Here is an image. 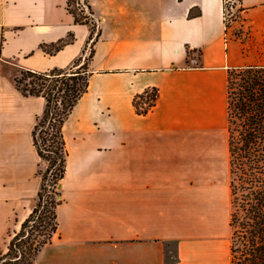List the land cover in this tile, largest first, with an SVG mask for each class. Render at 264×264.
Listing matches in <instances>:
<instances>
[{
  "label": "crops",
  "instance_id": "1",
  "mask_svg": "<svg viewBox=\"0 0 264 264\" xmlns=\"http://www.w3.org/2000/svg\"><path fill=\"white\" fill-rule=\"evenodd\" d=\"M66 2L0 0L1 249L41 184L32 130L45 101L14 79L88 52L90 27ZM87 2L91 76L62 126L58 230L35 264H230L226 78L264 64V0H240L238 39L223 0ZM152 87L155 105L137 115L134 97Z\"/></svg>",
  "mask_w": 264,
  "mask_h": 264
},
{
  "label": "trees",
  "instance_id": "2",
  "mask_svg": "<svg viewBox=\"0 0 264 264\" xmlns=\"http://www.w3.org/2000/svg\"><path fill=\"white\" fill-rule=\"evenodd\" d=\"M237 4L240 20L243 8L240 0ZM66 10L75 24L90 27L87 55L79 56L63 69L42 73L21 71L25 78L14 79L16 89L23 96L42 97L45 101L32 130V141L40 161L46 165L43 173L38 170L41 184L36 203L10 236L5 251L0 253V264H35L39 251L52 241L58 230L56 209L61 200L57 185L64 177L67 157L62 126L88 91L92 46L99 34L98 20L87 0H67ZM193 15L199 12L189 14ZM224 23L227 28L226 18ZM226 83L229 261L230 264H264V64L232 68L228 70ZM156 99L154 87L135 96L132 104L136 114H146ZM49 172L52 175L46 184Z\"/></svg>",
  "mask_w": 264,
  "mask_h": 264
},
{
  "label": "rangeland",
  "instance_id": "3",
  "mask_svg": "<svg viewBox=\"0 0 264 264\" xmlns=\"http://www.w3.org/2000/svg\"><path fill=\"white\" fill-rule=\"evenodd\" d=\"M237 6H238L237 0H229L228 4L226 5V17L225 18H226V23H227L226 32H227L228 38L238 39L237 37H240L241 33L243 31L240 28L238 29V27H236L237 24L235 23V22H239L238 17H237L238 13L236 11ZM234 18H236V19H234ZM95 33H96V28L94 27V34ZM87 53H86V55H87ZM16 77L20 80H23V78H25L24 76H22L21 71L19 72V74ZM149 95H151V92L149 93ZM45 165L46 164L44 162L41 163V167L39 170H41L42 173L45 170ZM51 175H52L51 172H49L47 174L46 184H49V182H50L49 179L51 178ZM4 251H5V248H3V249L0 248V253L4 252Z\"/></svg>",
  "mask_w": 264,
  "mask_h": 264
},
{
  "label": "built area",
  "instance_id": "4",
  "mask_svg": "<svg viewBox=\"0 0 264 264\" xmlns=\"http://www.w3.org/2000/svg\"><path fill=\"white\" fill-rule=\"evenodd\" d=\"M81 1H82V0H81ZM228 2H229V0H226V1H225V5H227ZM225 16H226V9L224 8V18H225Z\"/></svg>",
  "mask_w": 264,
  "mask_h": 264
},
{
  "label": "water",
  "instance_id": "5",
  "mask_svg": "<svg viewBox=\"0 0 264 264\" xmlns=\"http://www.w3.org/2000/svg\"><path fill=\"white\" fill-rule=\"evenodd\" d=\"M60 186H61V184L59 183V184L57 185V189H58V190L60 189Z\"/></svg>",
  "mask_w": 264,
  "mask_h": 264
}]
</instances>
